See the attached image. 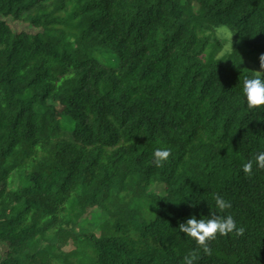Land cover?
I'll list each match as a JSON object with an SVG mask.
<instances>
[{"label":"trees","instance_id":"1","mask_svg":"<svg viewBox=\"0 0 264 264\" xmlns=\"http://www.w3.org/2000/svg\"><path fill=\"white\" fill-rule=\"evenodd\" d=\"M220 26L234 48L204 60ZM245 48L264 51V0H0V264H264ZM228 213L245 230L209 253L178 227Z\"/></svg>","mask_w":264,"mask_h":264},{"label":"clouds","instance_id":"2","mask_svg":"<svg viewBox=\"0 0 264 264\" xmlns=\"http://www.w3.org/2000/svg\"><path fill=\"white\" fill-rule=\"evenodd\" d=\"M243 95L249 109L264 110V54L260 56V70L254 75L245 76L243 79ZM171 149L168 147H158L154 150L153 156L157 166H161L170 156ZM254 163L259 168H264V151L258 152L254 160L249 159L242 164L243 171L248 175L253 172ZM215 207L219 213H225L232 207L231 201L224 196L216 194L214 196ZM191 203V202H190ZM198 203V202H196ZM195 204V203H192ZM181 233L191 237L203 248L205 253H209L208 241L216 238L217 234L226 235L234 233L243 234L244 228L239 226L233 215L213 214L208 217L200 215H190L184 222L178 225ZM198 259V250H193L184 257V264H193Z\"/></svg>","mask_w":264,"mask_h":264},{"label":"rangeland","instance_id":"3","mask_svg":"<svg viewBox=\"0 0 264 264\" xmlns=\"http://www.w3.org/2000/svg\"><path fill=\"white\" fill-rule=\"evenodd\" d=\"M7 20L15 31H20V30L33 31L34 30L33 27L30 28L28 23L13 20L11 18H8ZM212 35L213 37H215V39L209 44L208 48L206 49L205 54H204V60L209 58V55L211 54V52H215L214 54L215 58H220L223 55L230 53L234 48L236 33L232 31L231 29H229L228 27L226 26L217 27L212 31ZM245 51L248 53L247 62L250 68L254 72L259 71L260 70V56L264 54V51L253 53V54L249 53L250 51L249 48H245ZM110 59H111L110 60L111 62H114V58H110ZM91 211L97 214L96 221L88 223V221L85 220V222L83 223V225L85 224L84 225L85 227L83 228H85V230L88 229V230H94L97 232V224L101 221V215L95 209H92ZM94 222H97V224L95 225ZM4 250H5V246L2 244L1 251L4 252Z\"/></svg>","mask_w":264,"mask_h":264}]
</instances>
